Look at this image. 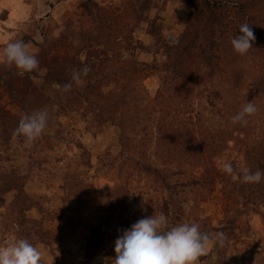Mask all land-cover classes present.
I'll use <instances>...</instances> for the list:
<instances>
[{"label":"rangeland","instance_id":"rangeland-1","mask_svg":"<svg viewBox=\"0 0 264 264\" xmlns=\"http://www.w3.org/2000/svg\"><path fill=\"white\" fill-rule=\"evenodd\" d=\"M5 1L19 12L16 17L0 16V50L10 41L23 39L28 51L36 54L47 35L53 55L64 57L68 83L74 71L85 66L90 71L65 91L30 73L19 75L14 64L0 59V247L28 239L43 251L46 264H100L106 249L112 250L125 230L126 221L120 214L105 212L108 194L117 184L126 188L133 213L142 215L152 208L155 214H166L164 200L169 193L160 180L143 172L147 163L164 166L160 161L162 118L163 134L178 148L180 143L190 148L192 154L199 141L198 146L206 152L205 161L230 180L232 189L235 182L247 184L240 175L244 167L253 172L264 170V84L253 88L256 80L264 82V4L242 13L239 6L248 0H228L215 25L214 39L222 60L211 79H189V89H182L185 99L180 102V120L181 115L174 111L175 107L180 112V103L162 111L154 100L162 78L171 73L172 49L188 29L194 0ZM93 16H115L120 25L112 22L110 29L100 28L98 33ZM244 22L250 24L256 40L246 55H239L231 39L240 34L239 26ZM134 61L156 64L161 69L140 73L143 100L133 104L152 108L142 109V122L137 131L128 133V144L122 145L119 128L111 122L100 125L97 115L101 110L107 115L114 112L110 105L115 103L120 85L131 91L129 74L118 68L127 70ZM42 73L46 75L47 70L42 69ZM7 82L18 92H12ZM18 96L27 97L29 105L23 106ZM249 101L258 112L247 117V125L233 124L232 117ZM104 105L108 108H102ZM37 110L47 112V127L41 137L29 143L14 130L22 115ZM184 119L192 121L186 134L175 131ZM181 157L170 161L172 171H178ZM188 159L199 160L195 154ZM225 162L233 165L235 174L221 170ZM202 170L191 173L186 167L187 174L175 173L171 181L188 182L193 176L199 178ZM214 176L219 180L217 171ZM261 182L264 185V180ZM254 186L251 192H258ZM221 189L219 184L213 191L188 186L181 194L185 201L183 223L199 224L207 218L210 225L219 226L224 204ZM253 202L256 205L243 207L237 225L227 233L223 250L228 264H264V204ZM98 220L109 221L119 235L111 236V243L97 256L84 259L88 227ZM213 247L200 258L201 264H222L218 248L213 252Z\"/></svg>","mask_w":264,"mask_h":264},{"label":"trees","instance_id":"trees-1","mask_svg":"<svg viewBox=\"0 0 264 264\" xmlns=\"http://www.w3.org/2000/svg\"><path fill=\"white\" fill-rule=\"evenodd\" d=\"M195 6L192 13V18L190 20V24L186 33L181 37L180 41L177 45H175L172 49L173 55L172 62H171V73L166 78H162L161 80V87L158 91V94L155 98V103L158 106L163 108L162 111L166 110L169 111L170 105L174 106L178 103L182 102L183 99V92L182 89H189V79L193 76L195 78L199 76H204L205 78H212L215 76L216 71L215 68L217 67L218 61L222 60L220 56H218V51L216 48L215 43V25L218 24L219 19L222 17L223 9L227 7L229 4L228 0H194ZM261 4H264V0H248L246 2H242L239 6L242 13H245L249 10L258 8ZM95 22L98 23L96 28L102 31L105 30L107 27L110 29L112 27V22L115 25H120L118 17L115 16H93ZM100 18L102 20L100 21ZM106 20V21H105ZM108 21V24H107ZM111 21V22H109ZM102 30H101V29ZM118 35L121 34V31L117 32ZM95 41L98 40V34L94 38ZM54 50H52V44L46 35L44 43L40 45V51L35 54L36 58L39 60L40 63V70L37 72H31L34 77L36 78H44L46 81L50 82L51 84H56L63 89V85L68 83V70L66 66V62L63 59V56H56L53 55ZM42 69L47 70V74L44 75L42 73ZM160 71V67L156 64H147L145 62L134 61L132 67L127 69L123 67H119L118 70L126 72L129 74V83L133 86L131 91H126L125 85H120L118 92L116 94L115 103L111 104L110 106H114V112L109 113L108 115L105 114L103 110L98 116V122L102 125L104 122H111L113 125L119 128L120 130V142L122 145L128 144L131 140L129 136V132L137 131L136 127L139 122H142V118L140 117V113L142 109H148L150 105L146 108L137 105L133 102L143 100L142 92L140 89L142 75L140 74L142 71L153 70ZM28 74V73H27ZM21 81L19 78L18 81ZM167 83H170L171 86H168ZM188 84V85H187ZM264 84V82L259 79L253 83V88L258 89ZM6 85L8 88L13 92L17 91V87L10 82H7ZM97 86V85H95ZM91 87H94L92 85ZM131 97L128 99L127 96ZM20 97L18 100L20 103L25 106L29 105V100L27 97ZM187 98V97H186ZM78 101V100H76ZM93 105L92 102H90ZM152 104V102H151ZM180 107V112L177 108L174 107V111L177 114L181 115L182 104L180 103L177 105ZM140 107V108H139ZM102 108H108L107 105H104ZM152 108V107H150ZM184 113H188V110H185ZM110 120H108V118ZM178 119L182 120L183 115L178 117ZM102 120V121H100ZM183 120L182 124L175 129L177 131L180 130V133L184 134L186 131L188 133V129L191 128L192 121H185ZM164 118L160 119V135L162 136V143H161V158L162 168L146 164L143 167V172L146 175L153 176L157 180H160L163 187L169 193L164 200V210L166 212V216L168 218V227L171 228L172 226L178 225L183 223L185 219L184 213V206H183V198L182 192L185 191L188 186L193 187H209L211 191L215 190L217 184L221 185V192L223 195V219L220 221L219 226H212L206 219L203 222L199 223L200 231L207 232L209 234L217 233L219 231H223L224 233L231 232L235 225H237V221L239 216L244 213L242 209L248 207L249 205L253 204L256 205V202L259 201L260 204H264V185L262 182L259 184H245L242 186L240 182H235L232 185L234 188L232 189L230 185V180L228 178H222L220 176L219 170L216 168L215 165L210 164L207 160L205 161L206 152L200 148L199 141L196 146H194V153L199 160L189 161V157H193L191 153V149L182 145L181 143L177 146L174 145V141L168 138L167 135L163 134L165 130V126L163 124ZM193 124H196L193 121ZM174 126V125H172ZM197 126V124H196ZM198 127V126H197ZM196 131L193 128V133ZM167 132V131H166ZM196 133V132H195ZM186 134V133H185ZM208 141L211 140L210 136H207ZM214 139V138H213ZM208 146H211V142L208 143ZM178 149V150H177ZM198 151L195 153V151ZM188 152V154H185ZM191 153V154H190ZM178 155L183 159V162L180 161L178 164V171H172L170 163L173 159H178ZM186 157V161L184 159ZM190 168L191 173L195 172V170H202L200 177H192V179L188 182H172L171 177L176 175L175 173L187 174L184 169ZM171 170V172H170ZM218 172V176H220L219 180L214 176V172ZM257 189L258 192L252 191L253 188ZM263 188L259 191L260 188ZM244 189V191H243ZM127 191L125 187L121 184H117L114 190L108 194L109 200L108 201V209H105V212L113 214H120V218L124 219L125 226L124 229H129L132 224L137 222L139 219L144 218L145 216H152L155 214L154 209L149 208L144 212H141L142 215L138 213H133L131 210L130 202H128V195L125 192ZM248 191V192H247ZM244 207V208H243ZM127 208V209H125ZM129 208V209H128ZM110 209V210H109ZM236 214V215H235ZM110 217L111 220L114 217ZM89 228V235L87 237V244L84 253L85 258H92L93 256H97L101 250H105L104 247L107 246V243H111V239L114 236L119 235V231L115 229V227L110 225L109 221L98 220V223L95 226H90ZM112 233V235H110ZM113 236V237H111ZM115 247V246H114ZM218 248V255L221 259L222 264H228L226 260V250H223V247L214 246L212 251L215 252ZM115 251L114 248L112 250L106 249V254L101 256L100 264H113L115 259ZM91 260V259H90Z\"/></svg>","mask_w":264,"mask_h":264},{"label":"clouds","instance_id":"clouds-1","mask_svg":"<svg viewBox=\"0 0 264 264\" xmlns=\"http://www.w3.org/2000/svg\"><path fill=\"white\" fill-rule=\"evenodd\" d=\"M239 35L231 39L234 51L246 55L256 40L250 24L239 26ZM0 59L8 65H15L19 75L40 70L39 60L35 54L28 51V43L23 39L10 41L0 50ZM90 69L85 66L74 71L72 80L63 85L65 91H70L73 83L81 82ZM258 112L257 106L249 101L232 117L233 124L247 125V117ZM48 114L37 110L22 115L14 134L23 136L31 143L41 137L47 127ZM222 171L228 175L236 173L229 163L222 164ZM243 183L259 184L264 180V170L252 171L244 167L240 171ZM227 234L223 231L215 235L201 232L197 223H181L168 227V218L160 212L145 216L131 225L129 229L115 240V259L113 264H198L201 257L209 254L210 246L224 247ZM0 264H46L43 251L28 239H19L11 246L0 247Z\"/></svg>","mask_w":264,"mask_h":264},{"label":"crops","instance_id":"crops-1","mask_svg":"<svg viewBox=\"0 0 264 264\" xmlns=\"http://www.w3.org/2000/svg\"><path fill=\"white\" fill-rule=\"evenodd\" d=\"M11 3V2H10ZM11 4H7V1L3 0L0 2V16H13L16 17V14L19 12L16 11L15 8H11ZM2 18H0L1 20ZM198 264H201V261L199 260Z\"/></svg>","mask_w":264,"mask_h":264}]
</instances>
